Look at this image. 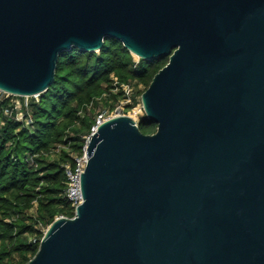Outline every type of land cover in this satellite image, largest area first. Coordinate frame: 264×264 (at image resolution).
Masks as SVG:
<instances>
[{
  "label": "water",
  "instance_id": "95a60500",
  "mask_svg": "<svg viewBox=\"0 0 264 264\" xmlns=\"http://www.w3.org/2000/svg\"><path fill=\"white\" fill-rule=\"evenodd\" d=\"M109 37L169 61L92 133L84 201L26 264H264V0H0V89L46 91Z\"/></svg>",
  "mask_w": 264,
  "mask_h": 264
},
{
  "label": "trees",
  "instance_id": "16d2710c",
  "mask_svg": "<svg viewBox=\"0 0 264 264\" xmlns=\"http://www.w3.org/2000/svg\"><path fill=\"white\" fill-rule=\"evenodd\" d=\"M168 61L169 55L137 59L121 40L109 37L98 51L74 46L61 54L55 80L30 98L26 113L32 123L15 118L18 95L0 98L5 120L0 125V264H26L40 248L44 227L59 215H75L64 164L83 151L97 111L125 97L123 83L144 85L135 88L130 109ZM6 107L13 108L12 115L5 114ZM138 124L144 133L157 128L145 113Z\"/></svg>",
  "mask_w": 264,
  "mask_h": 264
},
{
  "label": "built area",
  "instance_id": "2783aa9c",
  "mask_svg": "<svg viewBox=\"0 0 264 264\" xmlns=\"http://www.w3.org/2000/svg\"><path fill=\"white\" fill-rule=\"evenodd\" d=\"M122 88L124 89L125 97L120 101H118V103H116V105L113 108H108L106 110H103L95 116V121L92 124L90 133L84 135L85 144L83 146V151L81 153H76V152L72 153L73 161H67L64 164L65 173L67 176L66 195L75 210V214L79 204H81L84 201V195L82 189V174L84 173L88 163L87 148L92 133L96 132L100 124H102L105 120L113 116L126 114L124 113V110H126V108L128 109L127 106L133 104L134 102L135 86L132 83H123ZM9 94L11 93L3 89H0V98H2L4 95H9ZM31 96H35L38 98L39 94L31 95ZM22 97H27V98L23 100L21 99V97L16 98L13 102L14 104L13 108L16 109L15 118L24 121L26 124H30L33 122L32 115L30 113L28 114L26 113V110H29L30 99L28 98L29 96L27 95ZM140 104L141 103H136L130 109H134L136 108L137 105ZM141 107L142 108L144 107L143 103L141 104ZM13 108L11 109L10 107L9 108L6 107L4 110L5 114L12 115ZM4 123L5 120L0 118V125H3ZM62 147L63 146L58 147L57 151H60Z\"/></svg>",
  "mask_w": 264,
  "mask_h": 264
},
{
  "label": "rangeland",
  "instance_id": "374dc122",
  "mask_svg": "<svg viewBox=\"0 0 264 264\" xmlns=\"http://www.w3.org/2000/svg\"><path fill=\"white\" fill-rule=\"evenodd\" d=\"M135 57L138 59V58H140L139 56H137L136 54H135ZM135 88H136V90L138 89H142V88H144V85L143 84H139V85H137V86H135ZM18 96H21V95H18ZM32 97V96H31ZM30 96L28 97L29 99L31 98ZM16 98H20V97H16ZM25 98H27V97H22L21 96V99L23 100V99H25ZM138 99L140 100L138 103H143L142 102V98H141V96H139L138 97ZM141 104L140 105H137L136 106V108H134V109H127L126 108V110H124V113H126V114H128V115H130V116H132L133 118H135V119H137L138 121L140 120V118H141V116L145 113V109H144V107L142 108L141 107ZM144 106V105H143ZM142 109V110H141ZM102 111V110H101ZM100 110H98L97 111V113H96V115L98 114V113H100L101 112ZM60 216V215H59ZM47 228L48 227H44V229H45V231L47 230Z\"/></svg>",
  "mask_w": 264,
  "mask_h": 264
}]
</instances>
